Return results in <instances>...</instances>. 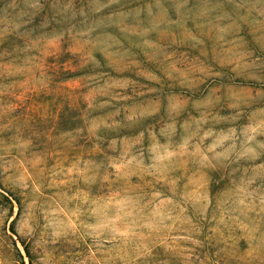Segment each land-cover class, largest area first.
<instances>
[{"label":"rangeland","instance_id":"1","mask_svg":"<svg viewBox=\"0 0 264 264\" xmlns=\"http://www.w3.org/2000/svg\"><path fill=\"white\" fill-rule=\"evenodd\" d=\"M0 264H264V0H0Z\"/></svg>","mask_w":264,"mask_h":264}]
</instances>
